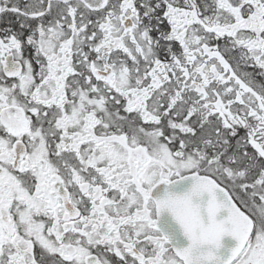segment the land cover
Instances as JSON below:
<instances>
[{
    "label": "snow or ice",
    "instance_id": "1",
    "mask_svg": "<svg viewBox=\"0 0 264 264\" xmlns=\"http://www.w3.org/2000/svg\"><path fill=\"white\" fill-rule=\"evenodd\" d=\"M0 264H264V0H0Z\"/></svg>",
    "mask_w": 264,
    "mask_h": 264
}]
</instances>
